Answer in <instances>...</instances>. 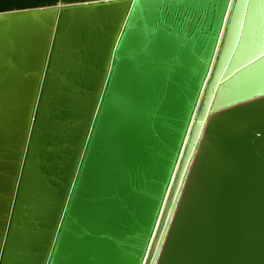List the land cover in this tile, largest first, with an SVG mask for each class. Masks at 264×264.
Instances as JSON below:
<instances>
[{"label":"water","instance_id":"95a60500","mask_svg":"<svg viewBox=\"0 0 264 264\" xmlns=\"http://www.w3.org/2000/svg\"><path fill=\"white\" fill-rule=\"evenodd\" d=\"M0 264H264V0H0Z\"/></svg>","mask_w":264,"mask_h":264},{"label":"bare ground","instance_id":"6f19581e","mask_svg":"<svg viewBox=\"0 0 264 264\" xmlns=\"http://www.w3.org/2000/svg\"><path fill=\"white\" fill-rule=\"evenodd\" d=\"M222 93H223V90L222 89H220L219 90V92H218V95H217V97H216V99H215V101H214V105H213V108H218V106H219V102H220V99H221V95H222Z\"/></svg>","mask_w":264,"mask_h":264},{"label":"snow or ice","instance_id":"6c2138e0","mask_svg":"<svg viewBox=\"0 0 264 264\" xmlns=\"http://www.w3.org/2000/svg\"><path fill=\"white\" fill-rule=\"evenodd\" d=\"M62 5H60L59 3H56L55 5H54V7H61ZM41 11H43V10H41Z\"/></svg>","mask_w":264,"mask_h":264}]
</instances>
